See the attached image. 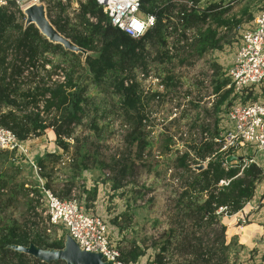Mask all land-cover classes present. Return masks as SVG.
<instances>
[{
	"label": "rangeland",
	"instance_id": "rangeland-1",
	"mask_svg": "<svg viewBox=\"0 0 264 264\" xmlns=\"http://www.w3.org/2000/svg\"><path fill=\"white\" fill-rule=\"evenodd\" d=\"M40 1L44 4L50 24L55 29L56 25L65 24V30L69 32L70 24L75 21L68 13L72 12L76 0H66L67 5L63 9L55 1L54 4L51 0ZM211 5L218 7L217 11L222 13L221 20L226 22L220 28L215 26L216 23L212 26L216 30L214 40L221 42L220 49L197 54V47L193 45L197 32L188 30L185 35L188 40L184 45L174 41L173 35H168L170 46L178 50L177 57L170 62L161 57L154 62L156 50L149 45L141 52L142 60L135 67L133 80L141 94V110L145 117L141 132L149 145L140 156L136 144L130 145L126 140L132 127L123 121V111L117 98L112 97L111 88L102 84L98 89L88 91L90 100L84 107L81 124L74 129L73 139H69L71 147L68 152L59 150L60 160L52 165V159H47L44 161L46 167L41 171L42 176L46 175L51 181L52 189L49 190L54 196L60 200H77L87 212L97 214L106 221L110 242L120 255L134 247L143 250L144 256L137 259L136 263L153 264L162 242L159 241L162 233L171 226L175 227L178 221L182 223V220L177 219V208L181 202H186L180 201V197L183 188L190 185L192 173L179 168L176 159L187 151L188 146L208 140L215 130L220 135L227 127L223 112L234 102L232 94L226 93L231 89L227 87V71L239 47L241 33L252 27L254 19L264 9V0H201L197 7L206 9ZM56 6L60 8L59 14L52 13ZM14 9L17 8L11 7L10 11ZM16 19L22 24L18 15ZM177 30L182 31L183 26L180 24ZM174 50H170L169 55L176 56ZM49 58L53 60L51 55ZM45 69L51 72L49 65ZM51 74H54L53 71ZM51 78L62 80L61 71H56V75ZM219 86L221 88L216 92ZM222 96L228 99L220 106ZM263 100L264 90L257 88L243 96L240 103ZM203 130L206 132L203 133ZM41 137L39 140L42 143L39 145H27L28 141L33 142L37 138L25 142L29 148L28 157L15 152H1L3 155L0 156V229L14 227L30 242L38 236H45L50 242L60 238L64 240L67 234L62 227L47 225L45 203L36 189L39 183L34 177L30 161L37 164L40 157L34 153L36 148L41 144H49L46 132ZM54 140V134L50 131V154L58 150ZM75 140L78 141L77 145ZM79 147L81 153L87 156L85 164L88 170L82 172L71 163ZM233 157L236 159L231 161L229 168L237 167L238 162L241 166L232 179L242 177L244 169L255 164L262 172L259 186H262L261 183L264 186V151L256 153L251 148H244ZM210 159L195 162L191 165L192 171H203ZM221 165L225 172L228 171L223 163ZM198 166L203 168L199 170L196 168ZM232 179L224 175L217 184L215 194H224ZM68 189L70 193L64 195ZM93 191H96L95 197ZM31 193L33 196H30ZM263 198L264 194L261 202ZM222 208H218L215 213L220 224L227 217L220 210ZM245 219L241 218L242 222L245 223ZM184 221L186 225L190 224ZM47 229L50 231L47 232ZM208 229L198 233H206ZM219 234V230L210 233L208 241L206 236L201 235L202 243L209 245L213 236ZM231 247L233 251L228 264H260L261 256L255 251L247 254L236 243ZM174 256L180 260L178 255Z\"/></svg>",
	"mask_w": 264,
	"mask_h": 264
},
{
	"label": "trees",
	"instance_id": "trees-1",
	"mask_svg": "<svg viewBox=\"0 0 264 264\" xmlns=\"http://www.w3.org/2000/svg\"><path fill=\"white\" fill-rule=\"evenodd\" d=\"M188 1L192 2L194 8L185 13L184 8L176 6L173 0H141V12L153 15L155 23L140 39H132L109 24L107 15L96 0H87L74 14L75 22L70 24L69 32H66L65 24L56 25L60 34L87 52L84 57L81 53L75 54L63 50L60 45L49 43L34 25L25 26L24 14L19 9L10 11L14 5L0 8V126L12 132L20 142L39 138L46 131H52L55 145L67 153L71 147L69 139H73L74 129L81 124L84 107L90 100L88 91L96 90L103 84L112 89V97L117 98L123 111V121L131 125L126 140L130 145L136 144L140 156L149 144L141 132L145 117L142 115L141 94L133 80V72L136 65L141 63L143 48L147 45L155 48L154 62L160 57L169 62L177 57L178 50H174V46L172 48L167 41L168 28L176 31L177 23H181L183 30L197 32L196 41L192 43L197 47V54L222 47L221 42L214 40L216 30L212 28L214 23L217 28L226 24L221 20L222 13L217 11L218 7L211 5L200 9L197 5L201 0ZM16 15L22 24H19ZM169 49L174 50L176 56L169 55ZM50 55L53 60H50ZM46 65L50 66L51 72L45 69ZM58 70L62 73V80H53L51 77ZM52 71L54 74H51ZM220 88L216 87L215 91ZM226 93L231 95L232 89ZM227 99V96H222L220 106ZM92 124L95 125L94 122ZM218 136L219 132L215 130L208 140L188 146L187 151L176 159L179 168L192 173L191 182L181 193L180 201L186 202H181L177 208V219L182 220V223L178 221L175 227L171 226L162 233L159 238L162 242L153 264H228L232 247L225 244V227L219 223L215 213L222 207L225 208L222 213L226 216L240 211L252 199L262 172L255 164H251L244 169L242 177L232 179L238 174L241 164L238 162L237 167L233 166L225 172L221 165L225 156L214 142ZM77 142L75 140L76 145ZM76 151L71 158L72 166L80 172L88 170L85 164L87 156L81 153L80 147ZM60 157L45 153L37 164L42 171L46 167L44 161L51 158V164L54 165ZM207 158L211 159L203 171H192L191 165ZM224 175L232 180L224 194H215L217 184ZM42 177L46 180L45 188L51 190V181L46 175ZM69 193L70 189L64 195ZM93 194L95 197L96 191ZM184 220L190 224L186 225ZM207 228L208 232L198 233ZM216 230L220 234L213 236L209 245H204L201 235L206 236L208 241L210 233ZM43 237L38 236L30 242L14 227L1 228L0 264H43L8 248L10 245L28 246L30 243L42 249L63 248V238L50 242ZM168 253L169 256H166ZM175 254L180 260L175 258ZM143 256V250L134 247L133 250L122 252L120 260L134 263Z\"/></svg>",
	"mask_w": 264,
	"mask_h": 264
},
{
	"label": "built area",
	"instance_id": "built-area-1",
	"mask_svg": "<svg viewBox=\"0 0 264 264\" xmlns=\"http://www.w3.org/2000/svg\"><path fill=\"white\" fill-rule=\"evenodd\" d=\"M86 1L76 0L72 12L68 15L73 18L80 5ZM55 2L60 4L61 9L67 5L66 0H55ZM173 2L176 6L181 5L185 13L194 8L192 2L188 0H173ZM96 3L107 15L109 24L132 39H140L155 23L153 15L141 12V0H96ZM40 4V0H0V8L14 5L22 13L31 6ZM53 11L52 13L55 14L60 13V8L56 6ZM180 24L177 23V27ZM179 31L180 33L177 34ZM172 32V28L169 27L168 34L175 38L173 39L172 36L170 39L178 44L183 45L188 40L185 36L188 30ZM227 77L229 80L227 87L232 89L234 102L224 110L223 116L227 127L218 138L214 139V142L219 145V151L224 154L223 166L228 169L231 162H228L227 158L238 155L244 148H251L256 153L264 151V100L240 103L241 98L250 91L257 88L264 90V9L256 16L252 27L241 33L240 44L228 68ZM28 150L25 142L18 141L12 132L0 126V152L23 153L25 157H28ZM30 164L34 177L39 183L36 189L40 191L45 203L48 226L64 228L80 250L101 254L105 262L150 264V262H122L119 250L110 242V232L106 221L97 214L87 212L77 200H60L54 196L49 189L45 188L46 180L41 175V168L33 160ZM30 196H33V193ZM261 204L264 206V198ZM220 210L223 211L224 208ZM49 231L47 229V232ZM259 244L260 264H264V224Z\"/></svg>",
	"mask_w": 264,
	"mask_h": 264
},
{
	"label": "water",
	"instance_id": "water-1",
	"mask_svg": "<svg viewBox=\"0 0 264 264\" xmlns=\"http://www.w3.org/2000/svg\"><path fill=\"white\" fill-rule=\"evenodd\" d=\"M23 14L25 16V26L34 25L40 35L49 43L60 45L64 50L75 54H87L84 49L76 46L56 31L48 21L43 5L31 6ZM235 159V157L231 156L227 158V161L231 162ZM196 168L200 170L203 167L198 166ZM8 248L15 252L31 256L43 264L58 262L63 264H112L111 262L103 261L101 254L80 250L77 244L67 234L63 240V248L58 250L42 249L34 244H29L28 246L10 245Z\"/></svg>",
	"mask_w": 264,
	"mask_h": 264
},
{
	"label": "crops",
	"instance_id": "crops-1",
	"mask_svg": "<svg viewBox=\"0 0 264 264\" xmlns=\"http://www.w3.org/2000/svg\"><path fill=\"white\" fill-rule=\"evenodd\" d=\"M51 1L54 2L55 0ZM42 4L43 3H41L40 5ZM46 136L49 141V144H41L38 148H36L34 152L39 157H43L45 153H50L49 130L46 131ZM41 138L43 137H40V139ZM32 143H36V145H39V143H42V140H39V138H37L36 141H28L27 145H32ZM57 149L58 150L57 152H55V154L59 156L60 152L58 151L60 149ZM260 185L262 186H259V183L255 185L252 199L248 201L249 203H247L246 206H244L240 212L222 219V225L225 227V244L232 246L236 243L238 246L244 249L247 254L252 253V251H255L258 256H261V247L259 242L262 237L264 224V206L263 204H261V197L264 194V186L263 183H261ZM243 217L246 218L245 220H247L245 223L241 220V218ZM232 251L233 249L231 248L229 255Z\"/></svg>",
	"mask_w": 264,
	"mask_h": 264
}]
</instances>
